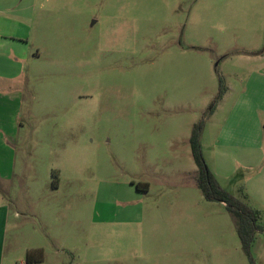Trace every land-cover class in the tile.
I'll use <instances>...</instances> for the list:
<instances>
[{"label": "rangeland", "instance_id": "374dc122", "mask_svg": "<svg viewBox=\"0 0 264 264\" xmlns=\"http://www.w3.org/2000/svg\"><path fill=\"white\" fill-rule=\"evenodd\" d=\"M35 6L40 26L19 35L27 56L10 62L21 74L1 82L5 264H28L34 249L39 264H251L225 204L197 186L190 136L215 104L218 74L232 83L247 66L233 56L264 49V0ZM209 118L204 162L259 212L251 256L264 264V159L223 160Z\"/></svg>", "mask_w": 264, "mask_h": 264}, {"label": "crops", "instance_id": "0c3cea01", "mask_svg": "<svg viewBox=\"0 0 264 264\" xmlns=\"http://www.w3.org/2000/svg\"><path fill=\"white\" fill-rule=\"evenodd\" d=\"M38 1L0 0V91L5 88L1 82L12 81L21 74L20 69L10 74L19 64L10 62L12 54L20 57L19 60L25 56L22 46L26 38L19 36L23 33L21 30L24 29V34H33L41 24L35 6ZM233 58L247 66L230 73L233 82L226 81V93L209 116L208 121L219 123L214 124L217 129L212 146L223 160L253 164L264 159V49H244ZM197 172L198 168L195 177ZM11 216L10 205L0 191V264L6 261Z\"/></svg>", "mask_w": 264, "mask_h": 264}, {"label": "trees", "instance_id": "16d2710c", "mask_svg": "<svg viewBox=\"0 0 264 264\" xmlns=\"http://www.w3.org/2000/svg\"><path fill=\"white\" fill-rule=\"evenodd\" d=\"M226 57V56H225ZM219 77V92L215 99V104L212 108L205 113L201 121L195 123L192 126V132L190 136V145L192 150V156L195 164L198 168L196 175V183L201 190L204 198L211 202L224 203L226 210L231 215L235 222L238 236L240 238L243 250L250 257L251 264L254 263V259L251 256V246L255 239V236L263 231L262 226L259 224V212L253 209L244 201L231 195L226 189H224L214 174L210 171L206 163L204 162L201 151V139L205 129V121L212 115L217 104L223 98L226 93L227 87L223 78ZM207 114V115H206ZM146 188L149 187L145 184ZM54 188H58V178L54 180ZM139 189V187H138ZM44 261V250L34 249L27 252L28 264H39Z\"/></svg>", "mask_w": 264, "mask_h": 264}]
</instances>
